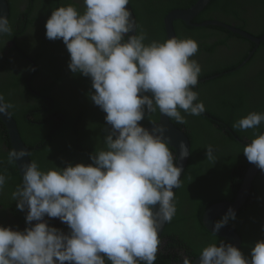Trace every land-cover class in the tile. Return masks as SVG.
<instances>
[{
    "label": "clouds",
    "instance_id": "1",
    "mask_svg": "<svg viewBox=\"0 0 264 264\" xmlns=\"http://www.w3.org/2000/svg\"><path fill=\"white\" fill-rule=\"evenodd\" d=\"M83 4L82 13L72 4L53 10L46 38L62 39L70 54L68 68L91 79L90 99L110 126L105 148L91 154L88 165L47 171L34 160L23 162L30 155L25 148L8 152L9 163L22 162V184L11 196L18 210L27 208L29 226L23 231L0 226V264H156L159 233L177 212L173 189L181 187L182 169L169 148L168 126L153 123L149 131L139 122L157 110L180 124L187 123L181 110L193 116L205 112L192 90L202 70L191 59L198 43L173 37L146 44V34H136L129 0ZM11 34L7 15L0 12V36ZM12 107L0 94V114L8 116ZM262 122L264 113L250 112L233 128L256 129ZM189 154L181 142L180 159ZM243 154L264 171V133L254 134ZM206 158L216 160L211 145ZM5 183L0 172V192ZM45 216L59 218L70 231L50 226ZM235 217L229 208L211 232L216 235ZM199 257V264H264V240L255 243L250 257L223 240L204 247ZM182 264L193 261L184 256Z\"/></svg>",
    "mask_w": 264,
    "mask_h": 264
},
{
    "label": "trees",
    "instance_id": "2",
    "mask_svg": "<svg viewBox=\"0 0 264 264\" xmlns=\"http://www.w3.org/2000/svg\"><path fill=\"white\" fill-rule=\"evenodd\" d=\"M18 1L21 5L25 4L22 12L19 10L21 5ZM196 1L129 0L135 16L136 34L144 32L146 44L153 40L166 41L165 16L172 10L188 8ZM6 2L12 34L0 36V46H3L2 41L11 37L18 46V40L23 42L21 40L26 35L38 37L36 41H40V44L36 46L38 59L27 54L22 48L23 45L19 46L23 54L31 60L23 61L24 69H13L10 66L12 54L19 56L20 52L9 50L8 56L7 49L3 47L2 51L3 48H0V94L4 95L5 103H12L13 100L9 96L15 92L17 98L25 97L26 94L35 98L31 92L35 82L43 86V91L59 86L65 93L67 86L63 103H59L61 94V98H58L41 91L49 101L38 97V104L33 109L30 108L32 115L27 121H19L15 113L11 112V109L8 110L29 149L30 161H36L45 171L55 167L64 168L68 164L92 163L90 155L105 148L104 137L109 126L102 110L90 99V94L94 92L91 79L71 72L68 68L70 54L62 39H47L45 28L53 10L68 4L77 8L79 3L73 0ZM81 5L82 8L78 10L84 11L83 0ZM208 20H216L261 37L264 33V0H211L191 22L200 24ZM31 26H34V32L29 31ZM173 27L177 39L192 38L198 43L199 50L191 59L197 60L202 70L198 76V84L192 90L198 93L197 102H203L205 105V112L199 116L185 113V124L170 119L173 125L185 132L191 152L188 166L180 179L181 187L175 191V203L176 198L182 195L180 192L185 193L187 208L194 214L191 216L194 230L201 232L198 236L208 234L214 240L221 241L223 238L210 233L204 227L202 216L210 205L235 199L244 174L251 164L243 154V147L251 142L254 134L264 133V122L256 129L242 131L233 128L237 120L250 112L264 113V43L261 42L255 53L245 62L257 44L228 29L212 25L194 27L181 21H175ZM37 28L40 29L36 30ZM238 45L240 49L236 47ZM32 68L35 70H31ZM66 79L70 85H61ZM158 117L157 110L155 113L146 114L139 123L145 128L157 122ZM24 125L29 126L24 128ZM209 145L214 149L215 162L206 158V148ZM10 150L7 130L0 121V172L6 176L4 190L0 192L2 215L7 213L6 203L8 198H12V191L22 184L15 163L8 162ZM170 150L173 152L171 148ZM14 205L13 203L9 206L11 211L15 209ZM178 217L176 212L163 232L162 236L168 235L173 240L168 242L167 246H182L184 243L192 256H199L201 250L211 242L205 241L199 246H194L203 239L196 237L195 232L192 238V233L188 231L186 238L176 226ZM222 217L216 219L220 220ZM4 219L6 221V218ZM47 219L51 225V220ZM3 224L4 227L21 230L13 221ZM24 224L25 227L29 226L26 222ZM183 226L187 230L186 220L183 221ZM225 226L237 232L241 240L239 249L246 257H250L251 248L257 241L264 240V171L259 170L245 204L236 211L235 219H230ZM176 260V256L171 260L159 252L156 264H172V261Z\"/></svg>",
    "mask_w": 264,
    "mask_h": 264
},
{
    "label": "water",
    "instance_id": "3",
    "mask_svg": "<svg viewBox=\"0 0 264 264\" xmlns=\"http://www.w3.org/2000/svg\"><path fill=\"white\" fill-rule=\"evenodd\" d=\"M210 1L211 0H197L193 5H191L188 8L170 11L164 18V31H165L166 40L169 38H173V37L176 38L173 24L175 21H181L186 25L194 26V27H204V26H209V25L222 27V28L228 29L229 31L233 32L234 34L240 35V36L248 39L249 41H251L257 45H259L261 42L264 43V34L261 38H257V37L250 35L249 33L245 32L243 30H240L234 26H230V25L224 24V23L216 21V20H208V21L202 22L200 24H193L191 22L193 20V18L196 17L207 6V4ZM126 7H128L130 9V11L134 17V20H135V16L133 14L131 6L127 5ZM0 12H3L4 14H6L7 18H8L9 8H8V4H7L6 0H0ZM135 24H136V21H135ZM125 40H127V37ZM254 53H255V50L252 51V54L248 56L246 61H248ZM102 113H103V116L105 118L106 113L103 111H102ZM0 121H1V123H3V125L5 126V128L7 130V136H8L9 142H10L11 150L13 148H15L17 150L20 148H25L29 152V149L26 147V145L24 144V142H23V140L19 134L16 122L13 119V117L11 116V114L9 113L8 116H5L4 114H0ZM154 123H156V124L164 123L165 125L168 126L167 135L170 137L169 147L175 153L174 156L176 157V160H175L176 165L181 167V169H182L181 177H180V179H181L185 170H186V167L188 166L190 156H191V152L186 158L180 159V144H181V142H183L185 144V146L190 151L189 140H188V138H187V136L183 130L177 128L175 125H173V123L171 122V120L169 118H167L165 116H161L160 113H159L158 121L154 122ZM152 127H153V123L150 124L149 126L145 127V128L150 131L152 129ZM109 128H110V126H109ZM23 162H30L29 157L23 158ZM21 163H22L21 161H18V165L15 163V166H16V169L18 172V176L20 177V180L22 183V173H21L20 168H19V165ZM259 170L260 169L257 168L256 165L250 164V166L248 167V169L246 170V172L244 174L243 181H242L241 186H240V188L236 194L235 199L233 201H225V202H218V203L212 204L204 211L202 220H203V224H204L205 228L209 232H211L212 223L214 222V220L217 217L224 216L229 208H232L236 212L239 208H241L245 204V202L249 196L251 187H252V182H253L254 178L256 177V175L258 174ZM173 190L176 191V189H173ZM156 207H158V205ZM44 220H46V216L44 217ZM35 223H37V221L32 222V224H35ZM164 226L162 227L161 232L159 233V237L162 234ZM69 231L70 230H67L64 232L68 233ZM216 236L227 240L228 243H231L238 248L241 244V240H240V237L237 234V232H235L233 229H230L226 226L221 228V230L216 234ZM199 259H200V257L196 258L193 261V264H199ZM65 264H69V262H65Z\"/></svg>",
    "mask_w": 264,
    "mask_h": 264
},
{
    "label": "flooded vegetation",
    "instance_id": "4",
    "mask_svg": "<svg viewBox=\"0 0 264 264\" xmlns=\"http://www.w3.org/2000/svg\"><path fill=\"white\" fill-rule=\"evenodd\" d=\"M74 2L76 3H79L78 4V7L77 9H81L83 5H81L82 3V0H73ZM137 1V0H135ZM144 1V0H141V2ZM19 4H20V1H18ZM21 5V4H20ZM25 8V4L21 5L20 6V11L21 9H24ZM19 11V12H20ZM83 11V9L81 10ZM80 11V12H81ZM22 12V11H21ZM29 31L30 32H34V26H31L29 27ZM40 28H37L36 30H39ZM35 30V31H36ZM264 34V33H263ZM251 35V34H250ZM263 36V35H262ZM261 36V37H262ZM256 37V36H255ZM261 37H257V38H261ZM38 37H35L34 35H26V37H24L21 41L23 42H20V40H18V46L16 45L15 41L13 40V38L11 37V39L9 38H6V41H2L3 43V46H0V48H5L7 49V55L9 56L10 54L8 53V51L10 50L12 52V50H16L18 52L21 53V55L19 56H14V53L12 54L11 56V60H10V66H12L13 69H24V65H23V61H31L29 60L24 54L23 52L19 49V46L23 45L22 48H24V50L26 51L27 54H30L31 56H33L34 58L38 59L39 57L36 56L37 55V51H36V46L38 44H40V41H36ZM251 42V41H250ZM261 44V43H260ZM259 44V45H260ZM259 45L256 46V48H254V50L256 51L257 48L259 47ZM237 48L240 49V46H236ZM4 48L2 51H4ZM224 50H227L226 48H224ZM253 51V50H252ZM252 51L250 52L249 55L252 54ZM25 57L23 60L22 58ZM21 61V62H20ZM247 62V61H246ZM41 63V62H40ZM52 68L54 69V67L52 66ZM67 84V85H70L69 83V80L67 81V79L61 84V85H64ZM34 84V90L31 91L32 94H34L35 98L34 97H31L29 94H26V96H19L18 98L16 97V92L11 94L9 96L10 99H12V105L14 107L11 108V112H14L15 113V117L19 120V121H23L24 119H26V121L28 119H30L29 116L32 115V109L34 108V106L36 104H38L37 102V98H42L44 99V101H49L44 95H42V87L39 83L35 82L33 83ZM67 86H65V93L64 91L61 90V88H59V86H53V88L51 87L50 89H48V91H43V92H46L48 95L50 96H54V97H58V98H61L60 97V94L62 96V99L59 101V103H63V99L65 98V94H66V88ZM36 91V92H35ZM38 91H40V93H37ZM70 96V95H69ZM68 98V97H67ZM9 101V99H8ZM67 101V99H66ZM58 103V104H59ZM32 108V109H30ZM27 113V114H26ZM184 112L181 110V115L184 116ZM14 115V114H13ZM23 119V120H22ZM152 124V123H151ZM29 125H24V128L25 127H28ZM187 189V188H186ZM186 189H185V192H186ZM177 190V189H176ZM13 192V191H12ZM182 193V195L180 194V196L178 198H176V206H177V213L179 215V217L177 218L176 220V226L177 228H179L181 230V232L184 234V236L187 238V231L190 233H192V238H193V232H195V236L196 237H199L198 235L201 233V232H198V230H194V224L191 220V216L194 215L193 212L191 210H189L187 208V195L185 193H183L182 191L180 192ZM187 193V192H186ZM13 203L15 204L14 205V210L11 211L10 207L9 206H12ZM8 206L5 208V210L7 211L4 212L5 215H2L0 213V226H3L4 224L3 223H7L8 221L9 222H14L16 224L19 225V227H21V230L23 231L26 227V224H24L26 222V213H27V208H25L24 211H20L17 209L16 207V201H13L12 198H8L7 200V203H6ZM204 214V213H203ZM6 218V221L5 219ZM49 218V217H47ZM46 218L47 222L49 221L48 219ZM203 218V216H202ZM51 220V225L52 227H56L58 229H60L61 231H67L69 230V228H67L68 226L64 223H62L59 218H49ZM186 220L187 222V230L184 228L183 226V221ZM214 221H217V219H215ZM203 222V220H202ZM166 225L164 226L163 228V231H162V234L161 236L159 237L160 240H161V244L159 246V252H162L166 257H170L171 260H173V258L176 256L177 257V260L176 261H172V264H182V261H183V257L184 256H187L189 257L192 261H194L196 258H198L199 256L195 257V256H192L191 254V251L190 249H187V247L184 245L181 246V245H175L177 247H175L174 245H171V246H167V243L168 242H172L173 240L171 238L168 237V235L166 236H162L163 235V232L165 231V228H166ZM204 225V224H203ZM205 227V226H204ZM229 228V227H228ZM231 229V228H230ZM20 230V231H21ZM211 233V232H210ZM199 238H202L203 240L199 243H195L194 246H199L201 245L202 243H205V241L207 242H211V243H216L217 245H219L220 243V240H214V238L208 234L204 235L203 237H199ZM200 240V239H198ZM198 240H194V241H198ZM192 241V240H190ZM223 241H225L226 243H228L227 240L223 239ZM180 243V242H178ZM193 243V242H192ZM195 251H198L197 249L194 248ZM157 253V254H158ZM160 264H163V263H160Z\"/></svg>",
    "mask_w": 264,
    "mask_h": 264
}]
</instances>
